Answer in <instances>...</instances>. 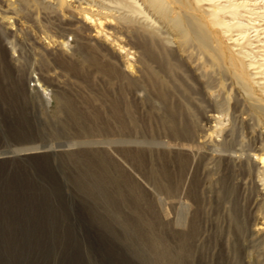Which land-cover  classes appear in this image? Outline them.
I'll use <instances>...</instances> for the list:
<instances>
[{
    "label": "rangeland",
    "instance_id": "rangeland-1",
    "mask_svg": "<svg viewBox=\"0 0 264 264\" xmlns=\"http://www.w3.org/2000/svg\"><path fill=\"white\" fill-rule=\"evenodd\" d=\"M135 1L0 0V264H264V0Z\"/></svg>",
    "mask_w": 264,
    "mask_h": 264
},
{
    "label": "bare ground",
    "instance_id": "bare-ground-1",
    "mask_svg": "<svg viewBox=\"0 0 264 264\" xmlns=\"http://www.w3.org/2000/svg\"><path fill=\"white\" fill-rule=\"evenodd\" d=\"M128 1L130 3H132V4H134L135 7H137L136 9L133 7V9L130 12H134V13H137L139 15L143 14L144 11L142 10L141 5H139L135 0H128ZM176 1L178 2L179 0H176ZM205 1L209 2V3H213L214 0H196V3H197L198 6L201 7L202 3L205 2ZM134 5H132V6H134ZM213 7H214V10H211L210 12H207V16H209L210 18H214V17L217 18L219 13L226 14V13L229 12L228 9L225 6H218V7L213 6ZM104 10H105V8H104ZM230 14H232V11L230 12ZM144 16H145L146 20L149 19L147 15L144 14ZM85 19L87 20V22H89V25H90L89 26V30L91 28V30L94 32L95 38L100 37L102 35V31H101V29L103 27L102 21L100 19L99 20L97 19V22H96L90 17H85ZM175 24H177L178 26L181 25V24L179 25L176 22H175ZM213 25H215L214 22H213ZM111 30H109V32ZM106 31H108V30H106ZM179 34L184 38V40L186 41V44H188V43L190 44L191 41L188 40L187 38H188L189 34H192L194 39L196 40L197 44L199 45V47H201V48H203L205 50H211V48H212L209 36L207 35V33L205 31V27L203 25H201V24L194 25L193 23L188 21L186 28L181 27V30L179 31ZM107 37L110 38L112 40V42L117 45V47H116L117 53H118L116 55L117 56L116 57L117 61L120 62L121 64L125 63L126 67L131 72V70L134 69L133 68L134 57L132 55L131 49H132V47L136 48V46L134 44H132L133 46H130L129 44L123 43L122 40H117L116 41V39L111 38V35H109ZM127 47H129V48H127ZM139 49L142 50V54L143 55L150 54L149 53L150 47L148 45H146V44H144L143 46H140ZM244 82L242 80L238 81V83L241 84V85H243ZM173 142L174 141L170 140L169 143L166 142L165 144H162V146L167 147L169 149H175V148H179L180 149V148H184L186 146L185 143L182 142V141H179L178 143H173ZM115 143L122 144V146H131V145H135L136 144L134 140H120V139L118 140V142H115ZM158 145L160 146V144H158ZM158 145H156V146H158ZM185 204H187V203H185Z\"/></svg>",
    "mask_w": 264,
    "mask_h": 264
}]
</instances>
